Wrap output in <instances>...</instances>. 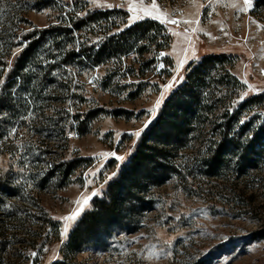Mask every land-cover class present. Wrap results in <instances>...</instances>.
I'll return each instance as SVG.
<instances>
[{
	"label": "rangeland",
	"instance_id": "1",
	"mask_svg": "<svg viewBox=\"0 0 264 264\" xmlns=\"http://www.w3.org/2000/svg\"><path fill=\"white\" fill-rule=\"evenodd\" d=\"M257 1L251 0V6L240 12L231 4L244 7V0H156L161 11L175 13L164 17L151 8V0H98V4L0 0V62L5 64L0 66V91L6 73L28 43L27 34L30 40H38L39 32L49 31L40 38L42 45L36 52L41 69L32 74L33 82L36 77L42 80V89L34 100L17 88L12 90L13 98L29 108L0 138V179L8 191L0 192V264H54L62 259L75 226L62 237L66 222L61 218L79 207L73 201L83 202L95 191L82 216L91 210L165 102L182 85L189 65L209 54L227 55L223 67L243 88L227 91V79L215 88L211 113L204 115L188 145L173 155L176 173L151 189L150 209L135 216L131 233L118 232L102 245L92 241L72 260L82 264H264V139L244 151L249 149L246 140L261 123L264 99L258 106L239 107L249 97L264 95V0ZM143 9L156 18L145 16ZM88 10H122L128 17L122 22L112 14L69 33L68 22L82 18ZM136 15L144 18L133 21ZM169 19H198L199 23L177 26ZM143 20L164 26L172 38L167 49L159 51L157 46L164 41L153 35L96 66L84 61L88 48L97 50L107 38ZM193 28L197 31L192 32ZM185 29L190 40L183 35ZM170 83L172 87L167 88ZM152 108H156L154 115L148 112ZM224 110L229 116L237 112L239 120L230 135L243 123L250 126L237 136L239 150L228 148L221 168L209 174L203 161L210 142L218 139L213 120ZM141 129L140 137L131 135ZM112 152L125 160L105 155ZM78 159L91 164L78 167L64 182L54 167Z\"/></svg>",
	"mask_w": 264,
	"mask_h": 264
},
{
	"label": "trees",
	"instance_id": "2",
	"mask_svg": "<svg viewBox=\"0 0 264 264\" xmlns=\"http://www.w3.org/2000/svg\"><path fill=\"white\" fill-rule=\"evenodd\" d=\"M260 1L262 0H258L257 3ZM112 14L118 15L122 22L128 17V14L122 10L104 12L88 10L82 18L68 22L71 25L68 32L80 30L82 24L90 25L101 19L106 20ZM48 32L47 30L39 32L40 38ZM153 35H160L164 41L162 45L157 46L159 51L169 47L172 38L164 26L153 20H143L107 38L97 50H93V47L88 48V54H85L83 59L96 66L101 60L123 54L133 48L138 41L149 39ZM40 38L30 40L31 34H27L24 40L28 43L5 75V83L0 91V138L8 134L7 130L12 121L15 122L26 116L29 108V104L23 106L22 101L13 98L12 90L17 88L28 95V100H34L38 90L42 89V80L36 77L33 82L32 79L36 68L41 69L36 55L42 45ZM68 54L75 56L74 51ZM227 57L224 54H209L197 64L189 65L190 70L184 76L182 85L165 102L158 116L143 133L134 153L121 167L117 177L107 185L102 198L95 199L91 210L77 222L63 248L62 259L54 264H82L74 262L72 258L87 245H91L90 242L102 245L118 232L131 233L129 227L132 226L135 216L150 209L151 201H147V198L151 189L165 184L176 173V168L171 162L173 155L188 145V138L197 131L204 115L211 113L216 97L215 88L221 86L224 79H227L225 87L227 91L231 88L234 90L243 88L242 84L223 67ZM164 61H168V58H164ZM4 65L0 62L2 68ZM217 65L220 67L216 68ZM263 99L264 95L252 96L241 102L239 107L258 106ZM220 101L216 100V102ZM236 114L237 112H234L229 116L224 110L220 114L221 118L216 116L213 120L212 130L218 131V139L210 142L209 154L203 161V166L207 168L209 174H216L215 171L221 168L222 154L226 150L229 151L228 148L232 151L239 150L237 136L243 134L250 126L249 122L243 123L237 127L234 134L230 135L233 125L239 123ZM258 125L251 138L245 142L249 148L244 150L245 153L251 151L256 143L264 139V113ZM90 164V160L78 159L71 162L64 161L54 168L55 173L58 172L59 177L66 182L78 167H88ZM1 181L2 178L0 192L5 194L8 191L3 189Z\"/></svg>",
	"mask_w": 264,
	"mask_h": 264
},
{
	"label": "snow or ice",
	"instance_id": "3",
	"mask_svg": "<svg viewBox=\"0 0 264 264\" xmlns=\"http://www.w3.org/2000/svg\"><path fill=\"white\" fill-rule=\"evenodd\" d=\"M91 2L93 4H98V0H91ZM143 2V0H142ZM211 2V0H210ZM214 2H220V0H214ZM109 7H111V5H108ZM251 6V0H244V7H238V5L233 2L231 4V7L233 8H237L238 11L240 12H244L247 10L248 7ZM201 7H204V5H201ZM151 8L152 9H155L159 15L161 16H164V17H168V16H174L175 13H167V12H163L159 9V6L158 4L156 3V0H151ZM129 12H132L133 11V8L129 7L128 9ZM142 11H144V15L145 16H148V17H151V18H156V16L153 15L152 11H149L147 9H143ZM144 18L143 16H139V15H136V16H133L132 19L133 21H135L136 19H142ZM162 23H164L165 21L164 20H161ZM169 23H172V24H176L177 26H179L180 23H184V24H192V23H199V20L197 19L196 21H192V20H176V19H169L168 20ZM192 32H195L197 31L196 28H193L191 30ZM202 31V29H201ZM175 34V33H174ZM185 39L187 40H190V36L188 34V29H185L184 33H183ZM262 44H264V41L261 42ZM17 51H20V49H18ZM15 55V53H14ZM161 55H164L163 53H161ZM11 62H9V65H10ZM183 62H181V65L182 66ZM261 74L264 75V69L261 70ZM182 79V78H181ZM2 82V81H0ZM245 83H247V81H245ZM172 87V84L170 83L169 85H167V88H171ZM247 93L244 94V96H246ZM244 96H241V99H244ZM161 99H163V95L161 97ZM159 104H160V101H157V108L159 107ZM148 112L150 114H155L156 112V108H152V109H148ZM149 123H151V121H149ZM148 127V124H145L144 128L146 129ZM144 131V129H141L139 131H136L134 133H131V135H134L136 137H140L141 133ZM13 133H15V129L13 130ZM119 135V134H118ZM105 155H109L111 157H114L115 160L117 161H120V162H123L125 160V157L124 156H120V155H117L115 152H112V153H107ZM116 175V173H113L112 176L114 177ZM112 177H109V179H111ZM88 183H91V181H88ZM97 195V192L93 191L91 196L89 197H84L83 198V202H81V200H76V201H73V203L79 205L78 208L74 209L70 214L68 215H65L63 216L61 219H63L66 223L64 224V228H63V231L61 233V236L64 237L66 236V234L69 232V229L70 227H73L75 226V224L78 222V219L82 216V213L85 212V206L89 203V201L95 197ZM37 254L35 252L32 253V256L35 257Z\"/></svg>",
	"mask_w": 264,
	"mask_h": 264
}]
</instances>
